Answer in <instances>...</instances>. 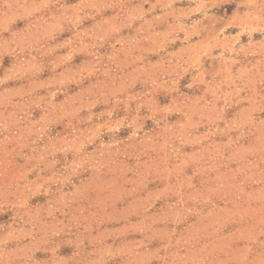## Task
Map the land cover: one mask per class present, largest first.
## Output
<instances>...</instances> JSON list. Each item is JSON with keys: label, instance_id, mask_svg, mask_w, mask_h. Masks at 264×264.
<instances>
[{"label": "rangeland", "instance_id": "374dc122", "mask_svg": "<svg viewBox=\"0 0 264 264\" xmlns=\"http://www.w3.org/2000/svg\"><path fill=\"white\" fill-rule=\"evenodd\" d=\"M0 264H264V0H0Z\"/></svg>", "mask_w": 264, "mask_h": 264}]
</instances>
